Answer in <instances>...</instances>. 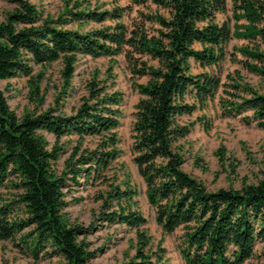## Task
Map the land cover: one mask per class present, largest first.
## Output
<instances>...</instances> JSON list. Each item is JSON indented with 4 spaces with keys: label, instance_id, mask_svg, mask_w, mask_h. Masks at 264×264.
<instances>
[{
    "label": "trees",
    "instance_id": "16d2710c",
    "mask_svg": "<svg viewBox=\"0 0 264 264\" xmlns=\"http://www.w3.org/2000/svg\"><path fill=\"white\" fill-rule=\"evenodd\" d=\"M12 1L16 6L0 20V80L30 76L33 64L60 62L66 88L79 56L124 54L134 64L133 73L148 77L134 85L140 97L131 152L156 223L166 234L182 229L179 250L186 264H252L247 262L255 256L256 244L264 242V176L256 183L244 181L238 189L208 190L184 170L181 141L194 124L184 117L206 105L223 84L222 114L240 116L264 130V93L242 82L237 71L222 83L219 74L194 73L191 64L194 60L202 67H216L229 54L227 45L233 38L264 40V0H231L229 21L218 20L227 11V0H128L165 10L166 15H143L156 24L150 32L143 22L129 29L121 21L125 9L119 6L104 11L65 7L53 18L42 17L27 0ZM105 20L115 22L85 32L63 27L69 21ZM236 51L245 58V68L264 78V50L246 44ZM86 89L71 114L49 107L20 117L0 90V188L10 184L19 190L0 203V239L14 241L34 262L57 256L64 264H89L96 251L88 248L85 236L97 225L94 222L123 224L135 231L136 240L134 255L122 264H171L165 249H150V236L143 229L147 219L138 207V190L130 175H108L121 155L117 129L123 95L95 78ZM38 90L33 82L30 98L40 105ZM199 120L210 129L208 120ZM40 131L55 137L51 147ZM71 136L74 144L67 149L70 139L63 138ZM218 152L223 156L224 147ZM62 153L68 155L58 170L55 164ZM96 183L99 207L93 222H71L65 212L67 192ZM257 258L255 264H264V247Z\"/></svg>",
    "mask_w": 264,
    "mask_h": 264
},
{
    "label": "rangeland",
    "instance_id": "374dc122",
    "mask_svg": "<svg viewBox=\"0 0 264 264\" xmlns=\"http://www.w3.org/2000/svg\"><path fill=\"white\" fill-rule=\"evenodd\" d=\"M27 1L36 6L42 17L50 16L53 18H57L65 7L72 10L87 7L99 11L111 10L117 6L123 7L125 10L121 21L129 29H132L135 24L143 22L147 32H150L156 24L145 20L143 15L149 12L166 15L164 9L157 8L153 4L135 6L128 0ZM77 3H81V5L74 8ZM15 6L16 4L12 0H0V20H3L5 13ZM231 8V0H227V11L220 14L218 20L229 21L232 15ZM243 21L242 19L241 22ZM114 22V20H105L99 23L69 21L63 27L85 32L112 25ZM246 44H255L264 50V40L257 39L254 43H248L247 40L233 38L227 45L229 54L219 65L202 67L191 60L192 71L194 73L213 71L220 75L222 83H226L228 75L232 76L237 71L242 82H246L259 93H264V78L245 68L242 64L245 58L236 51V47ZM134 57H138V55L135 54ZM142 59L149 64L157 65L147 56H143ZM75 65L74 75L66 88H64V80L61 74L62 65L60 62H53L44 66L33 64V71L30 76L19 75L0 80V90L6 97L10 109L19 117L26 111L40 112L49 107H57V113L71 114L81 103L82 97L87 95L86 83L93 78L100 85L105 84L111 90L120 91L123 95V102L117 133L120 138L121 155L113 163L108 175H115L118 179L122 178L123 173L127 172L130 175L131 181L138 190V207L147 219L143 229L150 236V249L155 251L161 247L165 249V257L171 264H186L179 250L182 229H177L172 234H166L156 223L154 211L146 200L145 183L132 161L131 127L134 121L135 105L140 97L134 85L135 83H145L148 77H139L133 73L134 64L128 61L124 54L112 58L79 56ZM33 82L38 83L39 95L43 101L40 105L34 102L39 100L30 98ZM225 88V84H223L213 99L183 119L185 122L194 123L189 134L181 141L185 159L183 168L199 179L208 190H215L220 187L238 189L244 181L256 183L264 176V130L258 128L253 121L245 123L240 116L231 117L222 114L219 96L225 95ZM226 97L228 96L226 95ZM199 118L208 120L210 129H206ZM40 132L46 137L49 147H51L55 142V137L46 131ZM68 139L70 140L67 143V149L74 144L75 137L63 138V140ZM221 146L224 147V154L220 157L218 149ZM67 155L68 153L60 154V158L55 164L58 170H62ZM99 188L98 183H96L95 186L74 187L70 190L71 192H67L66 199L69 204L65 212L71 222L85 226L93 222V213H97L99 207V201L96 198V191ZM18 191L10 184L1 187L0 203L13 198ZM94 223L97 225L85 236L88 248L96 251L89 264H122L134 255L136 240L134 230L123 224H107L105 222L103 225H99L102 224L99 221ZM263 247L264 242H258L254 248L255 256L247 263H259L257 255L260 254ZM64 263V260L57 256L34 262L31 257L15 245L14 241L0 239V264Z\"/></svg>",
    "mask_w": 264,
    "mask_h": 264
}]
</instances>
